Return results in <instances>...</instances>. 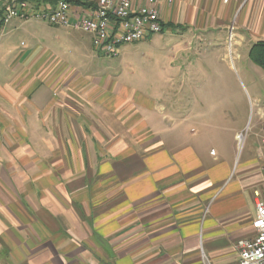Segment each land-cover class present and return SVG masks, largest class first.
Here are the masks:
<instances>
[{"label":"crops","instance_id":"obj_1","mask_svg":"<svg viewBox=\"0 0 264 264\" xmlns=\"http://www.w3.org/2000/svg\"><path fill=\"white\" fill-rule=\"evenodd\" d=\"M4 14L0 0V45ZM161 17L176 35L215 39L236 21L238 42L264 41V0H163ZM147 108L70 66L0 60V264H238L264 146L238 160L243 130L227 128L231 146L209 149L189 112L172 143Z\"/></svg>","mask_w":264,"mask_h":264},{"label":"rangeland","instance_id":"obj_2","mask_svg":"<svg viewBox=\"0 0 264 264\" xmlns=\"http://www.w3.org/2000/svg\"><path fill=\"white\" fill-rule=\"evenodd\" d=\"M8 24L3 26L2 62L8 64L21 55L28 62L70 66L101 85L116 84L137 100L148 101L154 132L169 142L177 143L182 136L176 132L175 114L189 112L197 116L193 128L209 149L231 146L227 128L243 130L245 140L237 146L238 160L252 147L264 146L255 136L264 123V70L250 58L254 41L247 36L238 42L236 21L230 32L207 40L165 29L120 46L116 56L99 53L92 34L82 30L21 19ZM161 108L173 131L164 129Z\"/></svg>","mask_w":264,"mask_h":264},{"label":"built area","instance_id":"obj_3","mask_svg":"<svg viewBox=\"0 0 264 264\" xmlns=\"http://www.w3.org/2000/svg\"><path fill=\"white\" fill-rule=\"evenodd\" d=\"M4 0L3 24L13 19L42 21L92 34L96 50L117 55L125 44H135L163 32V0ZM170 3L173 0H168ZM244 134L237 136L243 144ZM214 152H212L213 154ZM255 235L236 244L238 264H264V186L254 191ZM204 264H212L203 255Z\"/></svg>","mask_w":264,"mask_h":264},{"label":"trees","instance_id":"obj_4","mask_svg":"<svg viewBox=\"0 0 264 264\" xmlns=\"http://www.w3.org/2000/svg\"><path fill=\"white\" fill-rule=\"evenodd\" d=\"M70 2L73 4L77 3V4L83 5L82 2H77L74 0H72ZM165 29L174 30L175 27L172 24L171 25H168V24L165 25L163 23V31ZM250 58L256 65H258L260 68H262L264 70V41H260V42L253 45V47L250 50Z\"/></svg>","mask_w":264,"mask_h":264}]
</instances>
